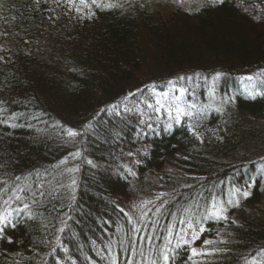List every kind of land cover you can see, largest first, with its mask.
<instances>
[{"label": "trees", "instance_id": "obj_1", "mask_svg": "<svg viewBox=\"0 0 264 264\" xmlns=\"http://www.w3.org/2000/svg\"><path fill=\"white\" fill-rule=\"evenodd\" d=\"M40 4L0 0V214H12L0 264H164L169 232L198 218L194 247H210H179L172 264H251L264 252V93L241 82L264 69V0L167 12L113 0L84 22ZM148 85L184 90L179 122L127 109ZM234 189L249 195L205 220ZM146 194L138 223L123 203Z\"/></svg>", "mask_w": 264, "mask_h": 264}, {"label": "rangeland", "instance_id": "obj_2", "mask_svg": "<svg viewBox=\"0 0 264 264\" xmlns=\"http://www.w3.org/2000/svg\"><path fill=\"white\" fill-rule=\"evenodd\" d=\"M113 0H84L82 3L81 0H41V7L43 10L47 11L50 14L58 15L59 13H65L73 22H84L93 18L95 12V5L98 3H104ZM134 1V0H130ZM150 7L154 10L161 9L167 12V9L172 4L181 5L183 8L188 10H197L207 5H217L220 2L218 0H144ZM223 1V0H222ZM242 91L249 97L260 96L264 93V69L260 72H256L253 75H249L243 78L241 82ZM183 90L176 85H172L168 91L161 92L156 87L152 85H148L140 90L132 93L125 106L129 111L135 110H146L145 114H147V122L152 124L153 114L158 115L159 118L166 119L164 115H168V117H174L177 120L179 116L180 121L181 117L186 114V104L183 102V98L185 97V92H181ZM159 101V103H157ZM213 105L215 108H222V104L219 101H213ZM179 109V113L177 112ZM155 115V116H156ZM133 155V154H129ZM127 166L129 171L135 174L137 163L131 158L127 157ZM169 171V170H166ZM159 178V176L157 175ZM247 190L242 189H234L227 198L225 199H216L213 201L208 210L207 216H205V220L207 218L212 219H220L223 217L229 216V212L232 207H234L241 198L243 199L245 196L243 195ZM154 197L146 195H141L139 198H131L128 201L123 203V206L129 214H131L138 223L141 222L142 218L145 216L146 209L151 206ZM216 205L217 208H224L226 211L223 213V216L217 218L213 215L215 211L213 209V205ZM12 221V214H7V220L5 222ZM193 224L194 229L198 233V238L193 240L192 237V229H189L187 226V222L182 224L179 222L172 229V235H169V249L166 250L168 254L172 251L174 252L179 247L183 246H192V249L195 248L197 252L200 254L202 251L207 250L210 245H200L194 247L196 242L202 237L204 231L206 230L204 222H201V218L196 219V221H190ZM203 228L204 231L200 232L199 229ZM183 236V239H181ZM184 240H187L188 243L185 244ZM179 245V247H177ZM157 259L155 257L148 259L147 264H152L153 261L157 264ZM251 264H264V252L252 260Z\"/></svg>", "mask_w": 264, "mask_h": 264}, {"label": "snow or ice", "instance_id": "obj_3", "mask_svg": "<svg viewBox=\"0 0 264 264\" xmlns=\"http://www.w3.org/2000/svg\"><path fill=\"white\" fill-rule=\"evenodd\" d=\"M81 2L83 3L84 0H81ZM93 2H95V0H93ZM218 2H222V0H218ZM181 92H183V90H181ZM157 103H159V101H157ZM179 109H177V112L179 113ZM177 120H179V116L177 117ZM68 134L70 136H75L77 133L73 132L72 130H68ZM243 195L245 197H247L249 195V193L247 192H244ZM17 199H19V197H16ZM25 207H27V205H25ZM213 209L215 210L213 212V215H215L217 218H220L223 216V213L226 211V209L224 208H217V206L214 204L213 205ZM226 219V217H223ZM7 220V216L3 215V214H0V225H3L5 223V221ZM181 223H185V221H181ZM187 226L189 229H192V237H193V240L197 239L198 238V233L197 231L194 229L193 227V224L189 221L187 222ZM3 231V228L0 227V232ZM200 232H203L204 229L203 228H200L199 229ZM169 235H171V231L169 232ZM181 239H183V236H181ZM184 243L187 244L188 241L187 240H184ZM207 243V242H206ZM177 247H179V245H177ZM199 253L197 252V250L195 248L192 249V255L195 256V255H198ZM162 256H163V261H164V264H172V262L175 260V256H170L168 254V251L166 250L164 253H162ZM152 264H156L155 261L152 262Z\"/></svg>", "mask_w": 264, "mask_h": 264}]
</instances>
